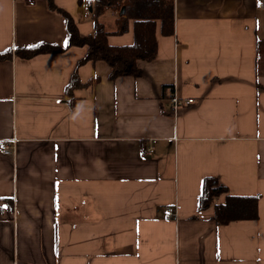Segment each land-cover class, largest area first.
<instances>
[{
	"label": "crops",
	"instance_id": "1",
	"mask_svg": "<svg viewBox=\"0 0 264 264\" xmlns=\"http://www.w3.org/2000/svg\"><path fill=\"white\" fill-rule=\"evenodd\" d=\"M53 2L94 34V0ZM133 26L108 42L132 44ZM157 26L139 76L88 62L68 94L88 47L67 48L47 0H0V53L65 48L0 61V264H264V0H175L174 33ZM174 96L194 102L174 113ZM206 177L259 196V218L199 209Z\"/></svg>",
	"mask_w": 264,
	"mask_h": 264
},
{
	"label": "trees",
	"instance_id": "2",
	"mask_svg": "<svg viewBox=\"0 0 264 264\" xmlns=\"http://www.w3.org/2000/svg\"><path fill=\"white\" fill-rule=\"evenodd\" d=\"M52 10L59 12L67 22L68 47L87 46L86 54L77 63L73 75L66 87V92L78 86L80 66L88 62L107 60L111 65L110 79L124 76L137 77L141 74L139 61H152L157 56V22L165 35L174 33V2L175 0H94L93 19L95 32L92 36L82 38L72 17L64 10L55 6L53 0H47ZM112 12L117 15L114 32L107 30L101 18ZM133 20L134 42L126 45H111L108 36L112 33L123 34L129 29V21ZM65 48L41 43L33 47H20L13 51L0 53V61H8L13 55L23 59H30L45 53H57ZM101 78L95 77L86 81L90 86L98 83ZM226 195L225 202L217 199ZM259 196H234L228 193L225 185L213 177H206L203 181V193L199 202V209L214 207V217L221 225L236 221L257 220L259 218Z\"/></svg>",
	"mask_w": 264,
	"mask_h": 264
},
{
	"label": "built area",
	"instance_id": "3",
	"mask_svg": "<svg viewBox=\"0 0 264 264\" xmlns=\"http://www.w3.org/2000/svg\"><path fill=\"white\" fill-rule=\"evenodd\" d=\"M194 102V99H185V100H182L180 98H178L177 96H174L171 100V109L174 113H177L178 112V108L179 106H181L182 104H185V105H191L192 103ZM1 150L5 153V154H10L11 153V149L9 147L8 144H3L1 146ZM154 154V149L153 148H148L144 151L141 152V155L143 157H148V156H151ZM175 216H176V209L175 207H171L167 210V214H166V220L167 221H170L172 219H175Z\"/></svg>",
	"mask_w": 264,
	"mask_h": 264
},
{
	"label": "rangeland",
	"instance_id": "4",
	"mask_svg": "<svg viewBox=\"0 0 264 264\" xmlns=\"http://www.w3.org/2000/svg\"><path fill=\"white\" fill-rule=\"evenodd\" d=\"M182 100H185V99H182Z\"/></svg>",
	"mask_w": 264,
	"mask_h": 264
}]
</instances>
